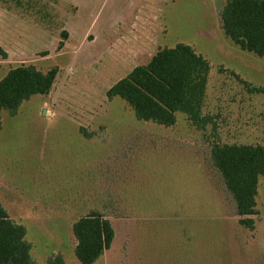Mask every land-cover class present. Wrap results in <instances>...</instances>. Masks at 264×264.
Masks as SVG:
<instances>
[{"label": "rangeland", "instance_id": "374dc122", "mask_svg": "<svg viewBox=\"0 0 264 264\" xmlns=\"http://www.w3.org/2000/svg\"><path fill=\"white\" fill-rule=\"evenodd\" d=\"M226 1L0 0V80L58 69L49 94L2 112L0 203L27 227L36 264H82L72 224L90 210L116 233L94 264H264V176L250 230L211 159L216 142L264 145V58L225 35ZM178 43L211 66L204 124L139 120L108 98Z\"/></svg>", "mask_w": 264, "mask_h": 264}, {"label": "trees", "instance_id": "16d2710c", "mask_svg": "<svg viewBox=\"0 0 264 264\" xmlns=\"http://www.w3.org/2000/svg\"><path fill=\"white\" fill-rule=\"evenodd\" d=\"M221 26L242 50L264 58V0H227L221 11ZM210 70L203 55L189 44L178 43L159 49L147 64L136 66L107 91V96L125 100L139 120L174 126L177 113L183 112L191 121L204 124L201 115ZM57 75V67L47 72L34 65L11 68L0 80V131L4 110L15 114L25 100L49 94ZM255 90L264 92L263 88ZM211 159L235 202L240 223L255 230L259 179L264 176V145L216 142ZM72 232L76 239L74 253L82 264L97 261L115 237L112 222L99 210L79 216ZM32 247L27 227L14 220L0 203V264H36ZM47 264L65 261L58 255L49 257Z\"/></svg>", "mask_w": 264, "mask_h": 264}, {"label": "crops", "instance_id": "0c3cea01", "mask_svg": "<svg viewBox=\"0 0 264 264\" xmlns=\"http://www.w3.org/2000/svg\"><path fill=\"white\" fill-rule=\"evenodd\" d=\"M115 235H116V233H115ZM114 242H115V237H114V240H113V242H112V245L114 244ZM112 245H111V247H112ZM111 247H110V248H111ZM106 251H107V250H106ZM104 253H105V252H104ZM102 256H103V255H102ZM102 256H101V257H102ZM101 257H100V258H101ZM100 258H99L98 260H100ZM95 262H97V261H95ZM93 264H94V263H93Z\"/></svg>", "mask_w": 264, "mask_h": 264}]
</instances>
